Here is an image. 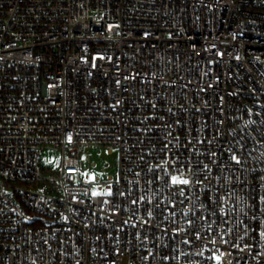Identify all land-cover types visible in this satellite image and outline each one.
<instances>
[{"label":"built area","instance_id":"2783aa9c","mask_svg":"<svg viewBox=\"0 0 264 264\" xmlns=\"http://www.w3.org/2000/svg\"><path fill=\"white\" fill-rule=\"evenodd\" d=\"M0 264H264V0H0Z\"/></svg>","mask_w":264,"mask_h":264},{"label":"rangeland","instance_id":"374dc122","mask_svg":"<svg viewBox=\"0 0 264 264\" xmlns=\"http://www.w3.org/2000/svg\"><path fill=\"white\" fill-rule=\"evenodd\" d=\"M41 159L42 166L53 171L56 170L61 163V153L47 150L43 152ZM91 164L95 165V167L91 168V171L96 178L102 181H107L111 177L116 178L118 170V153L115 151L111 154L106 149H88L85 151L84 168L88 169ZM95 193L97 194V192Z\"/></svg>","mask_w":264,"mask_h":264},{"label":"snow or ice","instance_id":"6c2138e0","mask_svg":"<svg viewBox=\"0 0 264 264\" xmlns=\"http://www.w3.org/2000/svg\"><path fill=\"white\" fill-rule=\"evenodd\" d=\"M233 159H235V157H233ZM173 183L187 184L188 181L187 180H179L178 178L173 177Z\"/></svg>","mask_w":264,"mask_h":264}]
</instances>
